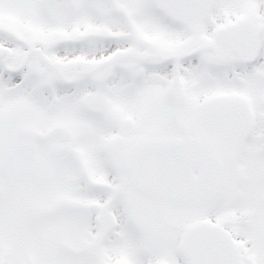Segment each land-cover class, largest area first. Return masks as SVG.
I'll return each instance as SVG.
<instances>
[{
	"label": "snow or ice",
	"instance_id": "1",
	"mask_svg": "<svg viewBox=\"0 0 264 264\" xmlns=\"http://www.w3.org/2000/svg\"><path fill=\"white\" fill-rule=\"evenodd\" d=\"M0 264H264V0H0Z\"/></svg>",
	"mask_w": 264,
	"mask_h": 264
}]
</instances>
